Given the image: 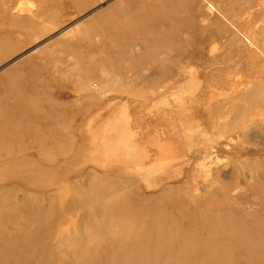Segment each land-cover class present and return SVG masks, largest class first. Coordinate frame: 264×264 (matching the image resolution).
I'll return each mask as SVG.
<instances>
[{
    "label": "rangeland",
    "instance_id": "rangeland-1",
    "mask_svg": "<svg viewBox=\"0 0 264 264\" xmlns=\"http://www.w3.org/2000/svg\"><path fill=\"white\" fill-rule=\"evenodd\" d=\"M0 102L29 131L0 166V206L57 204L60 259L79 223L61 189L87 176L198 239L215 222L260 231L259 253L224 259L264 264V0H0Z\"/></svg>",
    "mask_w": 264,
    "mask_h": 264
},
{
    "label": "bare ground",
    "instance_id": "bare-ground-1",
    "mask_svg": "<svg viewBox=\"0 0 264 264\" xmlns=\"http://www.w3.org/2000/svg\"><path fill=\"white\" fill-rule=\"evenodd\" d=\"M78 26L81 27V24L76 27ZM71 31V27L62 30L63 33ZM16 88L17 86L12 87L10 91L15 92ZM8 97L9 93L4 98ZM21 105L22 101L15 102L14 107H11V112L15 107L20 108ZM8 111L10 110L8 109ZM3 113L4 111L0 110V142H5L8 149L0 148V166L4 162L11 163L13 160L16 162V156L7 157L12 152L9 151L10 146L16 145L17 147L19 142L29 134L28 127L23 128L24 115H21L22 119L18 117L22 125L19 124L20 121L18 123L3 122L1 119ZM14 116L16 115L14 114ZM14 135L16 137L13 138ZM22 165L26 166V163ZM85 177H83L84 180L61 189L62 193L66 191V194L74 195L65 202H61L60 208L63 207L69 216L77 214L79 221L78 235L75 238L73 249L74 260L60 259L56 256L52 245V239L61 230L58 227L63 220L61 210L58 214H54L58 210L57 204L51 205L48 202L51 207L48 204L41 205L43 203L40 202L41 198L39 197L41 196L31 199V196L25 195L22 196L25 198L20 199L18 204L10 203L11 206L8 203L0 206V264H59L60 261L61 264H227V259L224 258L230 255L231 249L236 244L237 251L241 255L255 253L263 244L260 231L250 234L244 229L241 230L240 236H237L239 234L233 236L232 233L231 235L228 234L229 232L226 233L225 229L228 228L226 224L219 226L213 221V226L209 229V233L212 234L204 237L205 239H198L195 234L193 237V232L191 233L190 229L183 232L174 223L173 218L161 207L163 205L155 206L154 203L153 206L147 205L145 209L135 210L125 204L126 202L123 203L121 199L119 201L120 191H115L106 178H97L103 181V184L95 185L97 179L87 183ZM56 195H49L50 200H54ZM148 202L150 201L148 200ZM50 210L53 213L49 215ZM16 211L18 216L15 214ZM211 219L216 220L214 215ZM214 231L218 233L217 236ZM218 236L229 238L230 243L222 244L221 238ZM103 237L112 247L111 254L109 248L105 249L108 245L105 247L103 245L104 248L101 249L102 251L100 250L99 243ZM98 241L100 242L98 243ZM21 252L25 254L24 260L23 258L18 259L22 256ZM8 253L12 254L15 260H11ZM98 253H100L99 257ZM250 256L238 259L242 262H240L241 264H250ZM228 260L230 261L229 258Z\"/></svg>",
    "mask_w": 264,
    "mask_h": 264
},
{
    "label": "crops",
    "instance_id": "crops-1",
    "mask_svg": "<svg viewBox=\"0 0 264 264\" xmlns=\"http://www.w3.org/2000/svg\"><path fill=\"white\" fill-rule=\"evenodd\" d=\"M138 16V15H137Z\"/></svg>",
    "mask_w": 264,
    "mask_h": 264
}]
</instances>
